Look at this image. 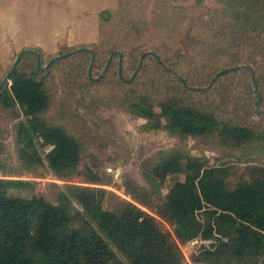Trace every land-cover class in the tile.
I'll use <instances>...</instances> for the list:
<instances>
[{"label": "rangeland", "instance_id": "rangeland-1", "mask_svg": "<svg viewBox=\"0 0 264 264\" xmlns=\"http://www.w3.org/2000/svg\"><path fill=\"white\" fill-rule=\"evenodd\" d=\"M223 11L219 0H0V84L21 52L40 50L23 53L16 69L44 83L51 106L42 118L82 143L86 153L80 169L90 166L102 178L103 185H88L106 189L111 204L120 200L137 204L130 195L135 185L153 191L148 162L177 149L227 169L226 183L233 190L241 182L262 177L260 146L234 151L208 138L181 141L162 130L144 132L145 120L132 115L124 102L128 90L156 101L174 98L222 122L264 131V49L257 51L264 48V37H255L238 52V62L215 57L214 42L225 34ZM79 49L95 52L91 74L92 60L86 63L79 51L72 52ZM69 50L72 53L64 55ZM25 119L19 107L0 104V160L14 167L20 164L17 136ZM39 174L13 177L31 186L10 195H38L56 204L67 184L87 185L79 177L59 180L47 168ZM163 176L164 197L183 177ZM202 244L181 246L185 264H192L190 256ZM110 245L118 260L132 264L124 247Z\"/></svg>", "mask_w": 264, "mask_h": 264}, {"label": "trees", "instance_id": "trees-1", "mask_svg": "<svg viewBox=\"0 0 264 264\" xmlns=\"http://www.w3.org/2000/svg\"><path fill=\"white\" fill-rule=\"evenodd\" d=\"M219 1L225 34L214 42L213 54L238 62V52H244L255 37H264V0ZM85 50L72 52L79 51L87 63L92 55ZM8 82L11 85L0 90V104L19 107L26 119L18 129L19 166L0 160V264H125L111 243L124 247L132 264H185L181 246L195 241L204 244L190 256L192 264H264V170L261 178L231 190L227 169L172 150L147 164L153 191L135 185L130 195L137 204L126 200L111 204L106 189L89 186L103 185L102 178L90 166L80 169L86 153L82 143L42 118L51 106L44 83L17 69ZM124 102L132 115L145 120L144 132L162 130L181 141L208 138L234 151L254 144L264 152V131L222 122L177 99L156 101L128 90ZM45 168L59 180L79 177L87 185L67 184L56 204L38 195H10L14 189L31 186L13 177H37ZM163 173L183 177L164 197Z\"/></svg>", "mask_w": 264, "mask_h": 264}, {"label": "water", "instance_id": "water-1", "mask_svg": "<svg viewBox=\"0 0 264 264\" xmlns=\"http://www.w3.org/2000/svg\"><path fill=\"white\" fill-rule=\"evenodd\" d=\"M86 51H89V52L92 53V61H91L90 69H89V74H91V69H92V66H93V64H94V62H95V55H94V53H93L91 50L86 49ZM25 52H28V53H35V51H33V50H25V51H23V52H21V53L19 54V56H18V58H17V60H16V62H15L14 67L12 68V70L10 71V73L6 76V78L1 82V84H0V90H1V89L4 87V85L10 80V76H11V74H12L13 71L16 69V67H17V65H18V63H19V61H20V58H21L22 54L25 53ZM115 54H117V53L114 52V53L110 56V58H109V63H110L111 59L114 57ZM147 54H148V53H147ZM149 54H150V53H149ZM155 56L157 57V55H155ZM60 57H61V56H59V57H57V58H54L50 63H53V62L57 61L58 59H60ZM157 58H158V57H157ZM158 60H160V59L158 58ZM120 61H122V56L120 57ZM160 62H161V61H160ZM37 63H38V68H39V67H40V64H39V58L37 59ZM109 63H108V65H107V68H108V66H109ZM142 63H143V56L141 57L140 64H139V68L141 67ZM139 68H138V69H139Z\"/></svg>", "mask_w": 264, "mask_h": 264}, {"label": "flooded vegetation", "instance_id": "flooded-vegetation-1", "mask_svg": "<svg viewBox=\"0 0 264 264\" xmlns=\"http://www.w3.org/2000/svg\"><path fill=\"white\" fill-rule=\"evenodd\" d=\"M121 73V72H120Z\"/></svg>", "mask_w": 264, "mask_h": 264}]
</instances>
